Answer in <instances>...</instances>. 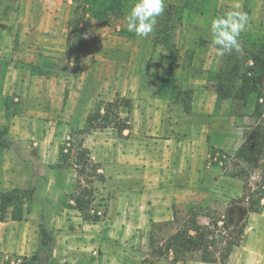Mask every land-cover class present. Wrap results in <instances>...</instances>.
<instances>
[{
  "label": "crops",
  "instance_id": "1",
  "mask_svg": "<svg viewBox=\"0 0 264 264\" xmlns=\"http://www.w3.org/2000/svg\"><path fill=\"white\" fill-rule=\"evenodd\" d=\"M14 2L0 0V126L7 128L10 145L0 150V197L31 192V204L45 209L22 218L7 214L0 221V255L5 260L9 256H37L44 227L52 238L45 264H130L121 262L120 249L112 253L104 249L105 254L93 257L100 235L80 236V232L59 226L60 219L48 215L49 208L61 205L59 192L68 190L70 174L73 176L67 168L54 167L59 147L54 132L56 120L61 116L67 138L71 131L83 129L97 100H130L129 127L121 132L123 149L117 146L122 141L118 133L112 129L110 134L103 133L108 128L92 131L84 137L83 146L92 162L100 164L104 178L108 167L115 172L107 181L112 182L119 197L118 205L135 212L133 200L140 199L137 206L149 223L169 221L176 192L195 189L192 176L198 175L208 158V129L203 126L194 132L190 124L182 125L181 102L161 89L168 67L163 46L156 53L140 56L125 40L109 46L98 39L93 53L85 43L78 74L72 79L73 63L65 47L71 22L69 0L66 10H61L64 0H17L19 8L10 10ZM214 52L206 46L177 53L170 92L190 89L194 96L208 94L194 65L201 54L206 57L203 63L212 62ZM141 60L145 65L138 67ZM6 99H10L9 105ZM11 104L16 109L13 113H9ZM200 106L203 111L210 110L204 101L191 103L192 111ZM51 124L54 130L46 133L34 129L50 128ZM88 139L96 144L95 153L88 147ZM106 147L110 149L111 165L103 156Z\"/></svg>",
  "mask_w": 264,
  "mask_h": 264
},
{
  "label": "rangeland",
  "instance_id": "2",
  "mask_svg": "<svg viewBox=\"0 0 264 264\" xmlns=\"http://www.w3.org/2000/svg\"><path fill=\"white\" fill-rule=\"evenodd\" d=\"M17 0L9 5V9L17 10L19 8L16 3ZM83 0H69V8L72 11L76 6L80 8ZM187 2L188 6L183 9L184 2ZM164 0L165 10H168V14H162L157 18V24L153 32L146 38L137 37L134 33L127 30V22L125 16L132 7L135 0H126V13L123 17H108L109 23L103 24L94 19H88L86 16H82V23L87 26L89 32L86 36V43L90 45V53L95 50L94 44L96 40L101 39L105 45H115L118 41H128L131 45L135 46L134 49L142 56L148 53H156L160 44L161 33L159 32L160 26L166 25L168 28L169 46L176 49L177 53L193 50L196 48L206 47L211 45L210 39V22L212 19L223 16L224 13L235 9V5L239 3L242 11L248 14V23L245 30L240 35V44L242 40H248L250 42L255 41L257 44L264 43V0ZM65 5L61 6V10H66ZM175 6V7H172ZM172 7V8H171ZM165 13V11L163 12ZM241 44V49H242ZM211 47V46H210ZM104 53H108L106 47H102ZM157 49V50H156ZM214 49L213 61L203 63V58H206L203 54L200 56L199 63L195 64L194 69L196 73L199 72L204 80V86L209 89V93L203 95L197 94L194 96L192 92L190 99L185 95L177 96V93L183 90H172L170 87L172 84V74L166 79L163 78L161 89H166L168 94L175 97V99L181 102L182 109L180 111V119L182 118V125L190 124L195 132V129L207 127V160L199 167L197 176H192L194 181L193 190L176 192L174 198V204H172V217L169 221H162L157 223H149L147 216L142 215V210L139 209L137 204L140 203V199H134L135 209L127 207L121 208L118 205L119 197L115 195L112 182L107 181L112 175H115L113 169L108 167V172L105 174V178L100 180L93 178V187L97 192L99 198L103 199L102 205H105L107 215L100 222L96 224L86 223L81 220L80 215H75V210L70 209L68 206L71 204L69 196L72 193L73 187L76 185V174L72 166L67 168L73 174H70V184L68 190L63 194L60 190V206L49 208V214L53 218H58L59 226H64L66 229L80 232V236L85 233L86 236L98 234L101 236L100 245L95 246L94 251L97 253L93 257L98 258L107 252L112 253L115 249H120L121 262L130 264H221L207 263L201 261V253L199 251H190L183 261L173 263V256L171 252H167L165 248V242L168 238L180 230L182 227H188L192 222H197L199 226H210L213 229V222L217 223V226L222 228V238H226L229 232L236 231L240 224L245 222V228L242 235L239 238V243L234 247L224 261L223 264H264V202H262L261 211L258 213H249L245 219L243 210L239 203H233L237 200L242 193L243 179L240 177L242 168H246L243 163L234 159L233 155L244 141V136L251 131L253 126L252 110L254 104L248 105L243 108L241 104L232 96L240 86L238 78L232 77L230 79L226 74H220V72L227 71L231 64L234 63L236 58H240L243 62L240 64V70L238 74L248 72L247 69L251 67V62L245 59L246 54L244 51L231 52L223 56H219ZM98 50V49H97ZM136 52V51H134ZM133 53L131 51L128 54ZM158 53V52H157ZM227 55H231L232 59L228 63ZM138 67L145 65L142 60L138 61ZM49 65V64H47ZM67 72V70H65ZM78 72L71 70V78L75 79V74ZM76 74V75H77ZM217 74H220L224 79L223 84L226 85L224 92L230 93V98L224 100H218L214 92L218 85V80L215 78ZM249 76V73L247 74ZM231 80V83L227 79ZM190 90V89H187ZM193 91V90H192ZM165 93L162 91V95ZM116 98V97H115ZM114 98V99H115ZM113 99V100H114ZM194 99V100H193ZM106 102L104 100H100ZM96 101L93 107L100 102ZM194 101L195 105L205 102V106L210 107L209 111H203L195 109L192 111L191 103ZM108 102V101H107ZM10 99H6L5 104L9 105ZM207 104V105H206ZM8 107V106H7ZM14 106H9V113L15 112ZM94 110V108H93ZM121 118H127L128 122L130 116L125 109H120ZM127 113V114H126ZM57 121V126L54 127L51 124L50 128L39 127L34 128L36 131H52L54 130L58 137V145L62 144L66 139L65 130L63 131V125L61 116ZM45 123L48 124V120L45 119ZM112 128L103 130V133L110 134ZM78 131V130H77ZM112 132L117 134V131L112 129ZM69 133V132H68ZM70 134V133H69ZM119 135L122 141L117 145L121 150L123 144H125L124 136ZM87 136V135H86ZM85 136V137H86ZM78 138V136H76ZM88 138V137H87ZM76 139V138H75ZM76 142V141H73ZM91 151L95 153L96 144L90 142L87 143ZM108 148V147H106ZM213 149V150H211ZM75 150V147H73ZM214 155L210 157V153ZM117 154V153H116ZM119 154V153H118ZM120 155V154H119ZM104 158L111 162L110 149H105L103 153ZM77 158L74 154L72 158ZM73 161V159H72ZM108 164V165H109ZM111 165V164H110ZM109 165V166H110ZM249 172L250 180L257 182L259 179V170L246 168ZM87 172V171H86ZM70 173V172H69ZM108 173V174H107ZM103 176V175H102ZM86 176H82V179H86ZM185 185V183H184ZM137 193V192H133ZM33 193H17L16 199L5 205V211L2 218H5L7 214H10L13 218H22L23 215H32V212L38 210H44L45 206L38 207L33 206L30 201V197ZM139 200V201H137ZM120 203V202H119ZM95 210L102 212L103 207L98 206V202L94 204ZM234 210L233 216H229ZM61 212L63 214H61ZM65 214V215H64ZM78 216L79 219H76ZM50 218V217H49ZM41 225V224H40ZM44 226V225H43ZM50 230L48 227H46ZM41 234V233H40ZM97 235V236H98ZM232 235V233H230ZM42 237V236H41ZM83 238V237H81ZM89 239H87V243ZM40 251L36 256L37 261H31L30 258L20 259L15 256H9L7 260L0 255V264H45L44 258L52 242H48L45 246L42 245V239L38 240ZM92 246V244H86ZM218 245V249L223 246ZM106 251H103V250ZM219 257V253H214ZM13 259V262H10Z\"/></svg>",
  "mask_w": 264,
  "mask_h": 264
},
{
  "label": "trees",
  "instance_id": "3",
  "mask_svg": "<svg viewBox=\"0 0 264 264\" xmlns=\"http://www.w3.org/2000/svg\"><path fill=\"white\" fill-rule=\"evenodd\" d=\"M126 0H83L80 8L72 11L70 28L65 39L66 52L69 59L73 63V70L79 68L83 49L86 43V36L88 35V28L82 23V16L88 19L97 20L103 24H108V17L119 16L123 17L126 13ZM188 6L185 1L183 9ZM175 7V6H172ZM171 7V8H172ZM168 14V10H164ZM161 33L160 44L166 49L168 53V67L164 73V79L170 76L174 71V58L177 54L176 49L169 46L168 28L166 25L160 26ZM242 50L246 54L245 59L251 62V67L247 69L248 72L239 73L240 58H236L227 71L220 72L227 76L238 78L240 86L235 90L232 99L239 102L243 108L250 104H254L252 110V118L254 120L251 131L244 136V141L240 144L234 153V159L238 160L246 168L259 170V179L257 182L250 180L249 171L242 168L240 177L243 179L241 196L234 200L233 203H239L243 215L246 219L249 213H258L261 211L262 202H264V43L255 41H244L241 43ZM241 55V52H238ZM228 63L232 59L231 55H227ZM249 73V76L247 74ZM217 74L215 78L218 80L214 92L218 100L230 98L231 94L224 92L226 85L223 84L224 79ZM227 79L231 83V80ZM192 90H183L177 93L185 95L190 99ZM123 108L129 114L131 110V102L127 98L116 97L111 102H98L94 110L87 116L85 125L82 130L71 131L68 137L58 147V162L54 166L56 168H69L72 166L76 174V185L72 189L69 196L72 204L69 208L79 213L81 220L86 223L96 224L100 222L107 215L105 205H102L103 199L99 198L94 187L93 178L103 180L100 174V164L92 162L89 151L83 146L84 137L92 131L112 128L121 134L122 131L128 129L129 124L127 118H121L120 109ZM8 130L4 126H0V150L8 148L9 142L7 140ZM78 136V138L76 137ZM76 138V139H75ZM76 141V142H73ZM75 147V150H73ZM213 150V149H211ZM77 158H72L73 155ZM214 155L210 153V157ZM73 159V161H72ZM87 171V172H86ZM86 176V179H82ZM15 193V192H14ZM17 193V192H16ZM7 194L0 197V221L3 219L5 205L14 201L17 194ZM98 202V206H102V212L95 210L94 204ZM234 210L228 213L233 216ZM213 229L210 226H199L197 222H192L190 226L182 227L176 233L171 235L165 242L167 252H171L173 263L183 261L190 251H199L201 253V261L207 263H221L230 255L232 249L239 243V238L245 228V222L240 224L236 231H231L224 239L222 238V228L218 227L216 222H213ZM42 245L52 242V238L47 230L42 227ZM232 233V235H230ZM223 246L218 249V245ZM219 253L220 256H215ZM45 259V256H43ZM38 258L33 256L31 261H36ZM45 262V261H44Z\"/></svg>",
  "mask_w": 264,
  "mask_h": 264
},
{
  "label": "clouds",
  "instance_id": "4",
  "mask_svg": "<svg viewBox=\"0 0 264 264\" xmlns=\"http://www.w3.org/2000/svg\"><path fill=\"white\" fill-rule=\"evenodd\" d=\"M235 9L210 22V46L216 49L219 56L242 50L239 38L247 26L248 14L240 10L239 3L235 5ZM164 10V0H135L125 16L127 30L137 37H148L157 24V18Z\"/></svg>",
  "mask_w": 264,
  "mask_h": 264
}]
</instances>
